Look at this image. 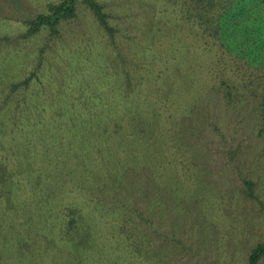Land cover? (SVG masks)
I'll list each match as a JSON object with an SVG mask.
<instances>
[{
    "label": "trees",
    "instance_id": "1",
    "mask_svg": "<svg viewBox=\"0 0 264 264\" xmlns=\"http://www.w3.org/2000/svg\"><path fill=\"white\" fill-rule=\"evenodd\" d=\"M105 4L101 0H47L44 10L35 16L0 22L8 25V29L0 25V37L6 36L0 45V264H15L19 253L15 242L25 223L35 222L36 218L48 240H54L56 234L61 236L57 241L64 249L69 248L68 234L83 220L105 225L116 212L117 229L125 231V239L135 236V222L125 215L127 201L123 199V205H116L119 196L103 197L89 181V173L102 166L104 150L113 149L118 158L124 146L135 142L142 145L135 134L137 116L127 117L131 106L142 107L147 118L154 115V120L149 121L155 130L143 145L158 141L165 148L163 160H167V167L155 165L154 178L166 174L167 168V182L172 183H167V193L172 194L171 187L176 192L181 190L187 199L201 198L208 217L218 210V188L200 178L197 163L203 155L189 138V130L193 129L194 118H200V122L202 117L205 121L208 118L211 89L220 85L223 97L234 109L244 105L251 108L250 134L255 144L264 146V0H167V24L180 20L182 38L169 35L167 41V32L154 36L150 40L153 48L143 50L137 58L139 62L132 67L120 49L123 31ZM79 16L88 17L89 25L96 28V44L101 49L86 65L83 56L88 38L84 32L66 30L65 40L63 35L64 29ZM182 39L188 50L180 56ZM139 41H144L143 37ZM193 45L196 47L192 49ZM195 49L213 51L202 78L204 83L189 69L194 65L191 57ZM129 54L136 55L130 51ZM8 60L13 63L6 68ZM182 62L189 68H181ZM164 81L170 85L167 95L159 87ZM190 96L192 102L200 104L192 120L188 118L189 110L179 114V102ZM102 119L105 129L96 124ZM75 124L82 128L81 133H69L67 125ZM82 138L88 139L83 142ZM81 143L85 144L84 151ZM44 149L57 161L80 164L77 173L66 172L59 178L53 214L45 218L42 209L35 205L29 183L34 172H29V168L43 162L42 157L47 156ZM201 149L206 151L205 147ZM168 167H174V171ZM75 179L82 181L85 192L75 194ZM243 183V193L257 200L264 220V200L259 198L256 183L249 178H244ZM64 199L66 202L62 203ZM57 204L62 205L61 210H57ZM213 218L216 225L228 223L218 212ZM128 219L131 224L124 222ZM118 230L111 234L112 244L120 243ZM37 253L38 264L44 263L45 255L56 259L53 249L42 247L41 254ZM262 258L264 241L252 246L245 264H259ZM31 259L27 264L35 263ZM62 261L70 264L64 256Z\"/></svg>",
    "mask_w": 264,
    "mask_h": 264
},
{
    "label": "rangeland",
    "instance_id": "2",
    "mask_svg": "<svg viewBox=\"0 0 264 264\" xmlns=\"http://www.w3.org/2000/svg\"><path fill=\"white\" fill-rule=\"evenodd\" d=\"M101 1L114 13V22L123 31V44L120 49L123 55L127 56L126 60L131 67V64L139 62L137 58L143 55V50L153 48L150 40L154 36L167 32L168 41L169 35L178 40L184 34L180 20L176 19L167 24V0ZM46 3L47 0H0V22H13L18 18L35 16L44 10ZM88 20V17L79 16V19L71 22L63 32L64 40L66 30L72 33L73 30L81 29L84 32L88 38L84 46L86 52L83 57L87 61L84 62L85 65L91 56L101 50L100 44H96L99 39L96 28L89 25ZM0 25L3 29H8V25ZM175 26L180 30H175ZM16 36L14 33V38ZM5 37H0V45L6 41ZM140 37L148 44L140 42ZM179 47V55L183 56V52L188 50L184 39ZM195 47L196 45H193L192 49ZM129 51L134 52L135 57H132ZM192 55L194 65L189 68L182 62L181 68H189L196 78L200 79V83H204L202 78L213 59V51L203 53L195 49ZM12 63V60H8L5 67H10ZM159 87L164 95H167L170 88L168 82H162ZM179 91L182 92V88ZM57 93L58 91L55 92ZM147 96L151 98L148 93ZM170 98L172 99L171 95ZM207 103L210 114L206 121L203 117L202 122L200 118H194L196 111L200 110V104L192 102V96L179 102V106H182V112L179 114L189 110L188 118H194L195 123L192 125L193 129L189 130V138L200 147V153L203 155L197 163L200 178L213 182L218 188L216 212L213 211L208 217L203 212L201 198L187 199L181 190L176 192L177 190L170 187L172 194L167 193V168L166 174L154 178L155 165L167 167V160H163L165 148L158 141L145 142L143 145L148 134L155 130L149 121L150 118L154 120V115L147 118L142 107L131 106L127 117L137 116L135 134L142 145L135 142L124 146L118 158L113 149L104 150L101 161L103 167L97 172L89 173V181H93L101 196H119L116 205H123V199L127 201L125 215L131 216L135 222V236L130 240L125 239V231L117 229L114 219L118 218L116 212L115 217L108 218L105 225L97 226L92 220H83L77 229L68 234L69 248L64 249L57 241L61 236L56 234L54 240H48L36 218L35 222H26L23 232L18 236L21 239L17 237L15 249L19 253L14 263L27 264L34 258L35 263L31 264H38L40 258H36L37 251L40 255L44 247L53 249L56 259L52 255H45L42 264H62L63 256L70 264H245L252 246L264 241V220L257 200L243 193V179L249 178L255 182L259 198L264 200V146L255 144L250 134L248 116L252 115V111L249 106L234 109L223 97L220 85L217 89H211ZM86 120L88 121V118ZM96 124L98 128L105 129L104 119L96 121ZM83 126L88 129V126ZM67 130L77 134L81 133L82 128L79 124L67 125ZM184 131L181 128L183 135ZM82 139L85 142L88 138ZM202 147H205L206 151L201 149ZM84 149L85 144L81 143V150ZM45 151L47 156L42 157L43 162H38V167L32 165L29 168V172L34 170L29 183L34 191L35 205L37 203L42 209L43 218L53 214L59 178L66 172H71L70 175L77 173L76 169L80 166L75 161L68 164L57 161L53 154ZM26 162L30 165V162ZM168 168L174 171V167ZM197 174L198 172L195 175ZM74 184L78 185L75 194L85 192L81 180L75 179ZM170 184L172 183H168ZM221 193L223 196L219 197ZM64 202L66 199L62 200V203ZM62 205H58L57 210H61ZM217 212L228 219L226 225L221 222L216 225L213 215ZM124 222L131 224L130 219ZM130 224L126 225L127 229ZM222 227L226 229L222 230ZM117 230L121 237L120 243L112 244L111 234L114 235ZM123 240L125 243H121ZM259 264H264V258Z\"/></svg>",
    "mask_w": 264,
    "mask_h": 264
}]
</instances>
